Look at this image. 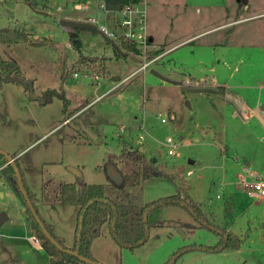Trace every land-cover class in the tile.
<instances>
[{
    "label": "rangeland",
    "instance_id": "1",
    "mask_svg": "<svg viewBox=\"0 0 264 264\" xmlns=\"http://www.w3.org/2000/svg\"><path fill=\"white\" fill-rule=\"evenodd\" d=\"M84 1L90 3V15L103 21V12L95 9L100 0H0V27L9 25L26 31L30 37L38 34L36 37L41 44L37 47L27 42L3 44L8 56L18 60L28 75L36 77L37 94L47 87L61 86L60 72L64 66L69 69L64 87L77 104L84 99L91 101L113 82L123 81L101 99L94 100L82 115L81 120L87 117L89 122L81 123L80 128L87 134L86 138L94 141L66 142L59 132L49 131L62 116L61 101L57 97L47 104H39L22 85L4 83L0 89V145L16 150L23 148L20 162L27 163L29 185L38 190L43 178L120 182L121 171L116 168L112 171L107 159L109 153L121 150L126 141L146 156L157 158L159 164L168 169L183 168L191 194L212 214V220L229 226L242 237L238 248L220 251L195 248L175 264H264V199L249 196L247 188L242 186L241 163L224 162L220 137L230 116L220 94L190 91L183 85L163 81L149 68L137 70L139 59L117 56L100 31L62 30L52 25L48 16L36 14L31 8L35 3L42 6L48 3L49 9L57 15L66 6L63 13L79 17L83 11L70 6ZM165 1L166 7L172 3V0ZM211 1L219 0H192L195 21L202 22L207 13L206 3ZM153 50L156 48L149 51ZM181 52L187 53L188 61H196L189 46L173 51L168 57L176 60L182 57ZM80 54L98 56L93 69L71 66ZM101 57L105 58L103 62ZM152 64L163 70L157 61ZM152 64L149 67H153ZM186 70L192 72L193 68ZM74 71L79 72L77 77L72 75ZM92 73L99 74V78L92 77ZM129 73L133 76L126 80ZM116 74L122 77L114 79ZM160 112L165 116L174 113L176 118L163 121ZM168 136H172L176 144L175 154L168 153ZM69 166L77 167L81 174H76ZM137 190L141 200H149L175 192V185L165 177L153 176L142 180ZM229 201L232 202L230 215L226 213ZM77 207L59 205L50 213L66 242L73 237ZM0 212L6 214V219L0 222V264H51L46 250L31 239L32 232L25 225V206L5 177H0ZM165 216L170 220L169 225L153 229L147 241L134 250L122 247L120 253L114 254L106 243L93 249L102 258H113L115 264L119 256L121 264H164L184 245L214 244L219 239L215 230L196 226L194 215L182 206L166 207Z\"/></svg>",
    "mask_w": 264,
    "mask_h": 264
},
{
    "label": "trees",
    "instance_id": "2",
    "mask_svg": "<svg viewBox=\"0 0 264 264\" xmlns=\"http://www.w3.org/2000/svg\"><path fill=\"white\" fill-rule=\"evenodd\" d=\"M134 1L139 0H105V3L108 8L116 10L120 9L124 4ZM79 30L95 31L93 29L74 28L73 32ZM107 41L110 42V39H107ZM16 42H28L33 45L40 44V41L30 38L29 34L24 30L10 27L9 25L0 27V89L6 82L22 85L24 90L30 95H36L37 100L42 104L48 103L54 97H57L62 102V120L71 117L77 112L61 125L62 128L59 132L62 138L69 142L94 141L93 138H86L87 134L85 135L80 128L81 123L89 122L87 117L84 118L85 120H81V118L87 108L91 106V104L88 105L90 100L84 99L80 103L73 105V99L67 95L66 89L63 87H47L40 94L35 93L37 86L35 77L28 75L18 60L10 58L3 46V44L8 45ZM119 44L124 48L126 55H122L113 49L117 56H128L137 51L134 43L122 40ZM160 50L161 48L148 51V56L156 55ZM97 60V55L80 54L76 63L71 66L93 69V64ZM103 60L105 58L101 57L102 62ZM68 73L69 69L64 66L60 73L61 79H65ZM121 77L119 74L113 76L117 80ZM217 90L223 93L221 87H218ZM95 142L97 143L96 140ZM11 155L15 157V162L21 173L19 158L14 153ZM6 160V157L0 153V164ZM107 163H112L114 168L121 171L122 180L120 182L113 180L107 182L44 180L39 195L27 188L21 174L28 196L43 223L50 234L63 247H67L64 240L54 232L53 225L39 213L38 200L50 204H75L78 206L74 241L69 248L95 261L101 262L94 255L92 245L97 238L104 234L105 227L108 235L119 248L126 247L134 250L147 241L151 228L169 225L170 220L164 216V209L173 205H179L189 210L196 218V226L215 230L219 234L220 239L214 244L194 242L184 245L172 253L164 264H175L187 251L195 248L220 251L225 248H238L241 246L243 241L241 235L224 225L214 223L208 217L201 203L193 197L190 192V185L185 179L183 168L168 169L165 165H160L157 158L146 156L137 146L132 144H124L119 152L109 153ZM3 173L10 187L24 204L27 212L28 229L33 234L37 233L35 235H37L39 243L48 253L51 264H63L65 262L92 264L59 249L45 236L29 209L19 188L15 171L10 163L5 165ZM153 176L165 177L170 180L175 185V192L149 200H141L138 197L137 188L142 180ZM180 222L181 227H183V221ZM118 264H121L120 259Z\"/></svg>",
    "mask_w": 264,
    "mask_h": 264
},
{
    "label": "crops",
    "instance_id": "3",
    "mask_svg": "<svg viewBox=\"0 0 264 264\" xmlns=\"http://www.w3.org/2000/svg\"><path fill=\"white\" fill-rule=\"evenodd\" d=\"M146 3L147 31L150 40L152 41V48H161L158 54H156L158 56L156 60L157 65L163 67V70H159L173 78L182 79L191 85L214 87L216 91L213 92H218L220 94L221 99L226 103V113L228 114V117L230 116L227 118V124H225L226 129L220 137L222 152L225 156L224 162L229 163L230 165L241 163V179L243 176V166L246 164L255 169L263 170L264 125L258 116L260 115L264 118V0H219L216 2H208L205 7L207 9L205 12L207 13L201 23L194 20V7L192 0H172V3H170L168 7H166L165 0H146ZM64 7L65 9L62 10L63 12L67 10V7ZM31 8L36 14L48 16L52 25L55 24L57 28L69 31L68 28L58 23V19L60 18V15L64 17L70 15V12H61L56 15L49 9L48 3H46L45 6L35 3ZM169 8H172L173 10H170ZM37 9L45 12L40 13L36 11ZM197 11L201 12V9L197 7ZM88 13L90 14V11H88L87 14ZM71 17L78 18L75 16ZM36 36H38L37 33L32 34V37L29 35L30 38L41 42ZM184 46H189L192 49L193 52L191 53L196 56V61L194 63L188 61L186 52H181L180 55L182 57H179L176 60H172V58L168 57L173 51L183 48ZM35 47L37 46L35 45ZM136 58L133 59L138 61V58ZM178 61H180L181 64L176 63ZM187 68H193V71L187 72ZM132 76L133 74L127 79ZM65 82L66 81L62 79L60 87L65 88ZM118 82L119 81L113 82L112 85L97 94L89 104L95 102L94 100L96 99H101V97L108 94L123 81L120 83ZM218 87L223 89V93L217 90ZM66 92L67 95L70 96L68 90H66ZM70 97L73 98V95ZM31 98L36 100L39 104H42L37 100L36 95H31ZM74 101H76V99ZM74 104L77 103L73 102V105ZM71 117L62 120L61 116L60 122L54 124L49 131L54 130L59 132L62 128L61 125ZM91 119L93 120L92 117ZM230 121H233L234 124ZM59 123H61V125L58 127ZM80 125L81 127L83 126L82 124ZM228 129H230V131H228ZM77 130H79V128H77ZM58 134L62 137L60 132ZM97 143H102V141H97ZM123 143L126 144L127 142L124 141ZM122 147L123 146H121V148ZM0 148L10 154L14 153L15 156L19 158V165L25 185L31 192L39 195L41 192V185L45 178H43L38 190L30 187V175L29 170H27V163L20 162V152L23 148L16 150V148L11 146L2 147L1 145ZM248 195L251 196L249 192ZM254 198L264 199V197ZM59 205L64 204H50L39 200L37 201V207L41 216L53 225L54 232L64 240L66 246L69 248L74 241L77 215L75 226L73 227V237L69 242H66L63 233L60 232L61 230L57 226L55 218L50 216V213L56 210V207ZM227 206L229 207V210H226V213L230 215L232 202L229 201ZM204 210L212 220V214L208 213L205 208ZM212 221L219 224L214 220ZM27 223L26 220L25 225L28 229ZM220 225L227 227L225 224ZM158 228H151V231ZM227 228L232 229L229 226ZM102 243L109 245L114 254H116L117 251L118 253L121 251L108 235L106 227L104 229V234L93 242L92 250L94 255L100 259L102 263L115 264L113 258H102V256L95 253L93 247H99ZM119 259L120 256L118 257V260H116V263H118Z\"/></svg>",
    "mask_w": 264,
    "mask_h": 264
},
{
    "label": "built area",
    "instance_id": "4",
    "mask_svg": "<svg viewBox=\"0 0 264 264\" xmlns=\"http://www.w3.org/2000/svg\"><path fill=\"white\" fill-rule=\"evenodd\" d=\"M72 9L82 10V16L78 19L86 20L97 25L100 32L107 36L108 39L115 41L120 47L119 42L122 40L134 43L137 51L131 55H135L139 59V66L137 70H145L157 60L158 56H148V51L152 48V41L150 40L147 31V3L146 0H139L124 4L120 9H110L106 6L105 0H100L95 5L96 10L103 12L104 20L100 21L97 17L90 15L87 12L90 9L89 1L76 2L70 6ZM62 9V7H58ZM65 17L72 18L70 15ZM122 48V47H121ZM124 50V48H122ZM78 71L73 72V76L77 77ZM129 74L126 79L130 76ZM92 77L99 78V74L92 73ZM124 80V79H123ZM162 120L166 121L169 118L175 119L174 113H168L166 116L160 112ZM143 137V134L140 135ZM169 146L168 153H176V144L172 136H168L166 140ZM9 163L7 160L0 164V177H5L3 168ZM190 173L192 170L189 171ZM6 178V177H5ZM242 185L247 188L250 195L256 197H264V171H260L246 164L243 166V176L241 179ZM31 239L38 241L39 239L35 234H31Z\"/></svg>",
    "mask_w": 264,
    "mask_h": 264
},
{
    "label": "water",
    "instance_id": "5",
    "mask_svg": "<svg viewBox=\"0 0 264 264\" xmlns=\"http://www.w3.org/2000/svg\"><path fill=\"white\" fill-rule=\"evenodd\" d=\"M36 11L40 12V13H44L45 11H42V10H39L37 9ZM58 23H60L61 25L65 26L66 28L70 29V30H73L74 28H81V29H93L95 31H100L99 28L97 27L96 24L92 23V22H89V21H86V20H82V19H78V18H68V17H60L58 19ZM103 34V33H102ZM104 35V34H103ZM104 37L106 39L107 36L104 35ZM110 45L112 46L113 49H115L118 53L122 54V55H126V52L125 50H123L115 41L113 40H110ZM132 58H136L135 56L133 55H128ZM137 59V58H136ZM149 71L151 73H153L154 75H157L158 77H160L162 80L164 81H167V82H171V83H174V84H180V85H183L185 89L187 90H190V91H197V92H209V91H216V89L214 87H211V86H205V85H191L190 83L188 82H185L184 80L182 79H177V78H173L163 72H161L159 69L157 68H154V67H150ZM259 119L262 121L263 125H264V118L262 116H258ZM0 153H2L7 161L11 164V166L13 167V170L15 171V174H16V177H17V182H18V185H19V188L29 206V209L31 211V213L33 214L35 220L39 223L43 233L45 234V236L56 246L58 247L59 249H62L68 253H71L77 257H79L80 259L84 260V261H87L89 263H92V264H105V263H102L100 261H95L93 259H90V258H87V257H84L82 255H80L76 250H73L71 248H68V247H63L51 234L50 232L48 231V229L46 228L45 224L43 223L40 215L38 214L36 208L34 207L31 199L29 198L28 196V192L26 190V187L22 181V176H21V173L19 171V167L17 165V163L15 162V157L12 156L9 152L3 150L0 148ZM190 162H193L192 160H190ZM109 164V168L113 171L115 168L113 166L112 163H108ZM69 168L74 171L76 174H81L80 170L77 168V167H74V166H69ZM6 219V214L5 212H0V222H2L3 220ZM63 264H72L70 262H65Z\"/></svg>",
    "mask_w": 264,
    "mask_h": 264
}]
</instances>
